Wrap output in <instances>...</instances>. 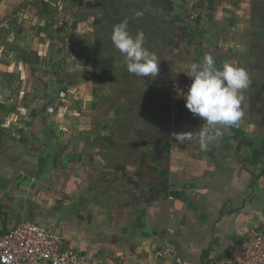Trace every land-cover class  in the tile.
Returning a JSON list of instances; mask_svg holds the SVG:
<instances>
[{"label":"crops","instance_id":"1","mask_svg":"<svg viewBox=\"0 0 264 264\" xmlns=\"http://www.w3.org/2000/svg\"><path fill=\"white\" fill-rule=\"evenodd\" d=\"M170 1L174 42L151 51L159 71L143 78L128 72L125 59L110 60L92 48L89 65L72 60L81 42L78 28L92 29L101 17L84 9L93 0H0V21L9 20L0 34L5 230L24 221L49 227L62 235L65 248L87 254L86 264H176L156 257L163 246L184 261L206 264L264 229V132L258 124L241 117L206 147L205 121L188 109L174 133L166 124L171 84L184 79L192 63L211 56L217 67L251 65L250 0ZM34 55L51 73L46 84L23 60ZM69 69L76 82L82 75L105 81L104 129L86 109L94 96L75 90L84 109L69 128L68 94L57 99L69 87ZM248 106L244 101L241 109ZM12 107L22 112L11 113Z\"/></svg>","mask_w":264,"mask_h":264},{"label":"clouds","instance_id":"2","mask_svg":"<svg viewBox=\"0 0 264 264\" xmlns=\"http://www.w3.org/2000/svg\"><path fill=\"white\" fill-rule=\"evenodd\" d=\"M111 39L124 56L129 73L143 78L158 74L160 60L144 46L143 32H137L135 36L130 33L127 20L114 26ZM188 76L192 82L187 92L177 86L176 96L185 100V107L194 116L205 121L209 134L206 140L202 137V147H206L208 141L221 135L220 128L230 127L240 120L243 115L241 105L245 100L243 92L251 80L246 69L230 63L217 67L211 56L192 63Z\"/></svg>","mask_w":264,"mask_h":264},{"label":"trees","instance_id":"3","mask_svg":"<svg viewBox=\"0 0 264 264\" xmlns=\"http://www.w3.org/2000/svg\"><path fill=\"white\" fill-rule=\"evenodd\" d=\"M96 9L100 14V18L95 20V25L90 28H78L79 42L82 47L77 45V52L73 48L72 60L77 56L79 57L80 65L90 64V49L94 53L102 51L103 54H109L110 60L125 59L119 50L114 46L111 36L115 25L127 20L128 30L135 36L137 32H143L145 36V47L152 51L158 47H166L174 42L173 31V3L170 0H93V2L85 5L84 9ZM249 21L252 26L264 27V0H250ZM84 27V26H83ZM81 30L84 33L81 34ZM7 31V30H5ZM4 32V31H3ZM2 32V33H3ZM91 40H98L97 45H90ZM28 56V53H25ZM77 54V55H76ZM31 55V54H29ZM27 56L23 60L31 67L29 73L31 76L36 77L41 83L46 84L51 78V73L43 71L39 68V57ZM35 66V67H33ZM105 69L103 68V72ZM69 80L66 88L65 95L70 94L74 96L75 92L85 91L88 95L94 96V89L91 90L90 86L94 87L93 82L82 75V83L76 82L78 76L69 69ZM93 80V81H97ZM118 83L120 77L117 78ZM99 82V81H98ZM69 88L72 91H69ZM75 90V92L73 91ZM252 105V106H251ZM250 105L251 109H255L254 103ZM94 108L97 107L96 103L93 104ZM12 112L21 113L19 109L12 107L9 108ZM118 114V112H117ZM264 123V118L260 119Z\"/></svg>","mask_w":264,"mask_h":264},{"label":"built area","instance_id":"4","mask_svg":"<svg viewBox=\"0 0 264 264\" xmlns=\"http://www.w3.org/2000/svg\"><path fill=\"white\" fill-rule=\"evenodd\" d=\"M8 29V20L0 21V34ZM191 82L187 75L171 84L167 114L171 133L177 130L181 112L186 108L185 100L177 98L176 88L178 86L187 92ZM64 95L61 93L57 99H63ZM156 257L171 259L176 264H192L176 257L173 248L169 246L159 249ZM89 260L87 254L65 248L62 235L49 227L24 221L5 230L0 214V264H86ZM206 264H264V229L251 231L237 249Z\"/></svg>","mask_w":264,"mask_h":264},{"label":"rangeland","instance_id":"5","mask_svg":"<svg viewBox=\"0 0 264 264\" xmlns=\"http://www.w3.org/2000/svg\"><path fill=\"white\" fill-rule=\"evenodd\" d=\"M9 23V20H8ZM254 32V39H253V50L251 53V65L245 66L244 69L247 70L251 83L249 87L245 90L244 96L245 100L249 103L248 108L242 109L243 115L241 117L248 118L251 122H254L259 128L260 131L264 132V123L260 122V119L264 118V27L261 26H255L253 28ZM247 64V63H246ZM99 81V82H98ZM94 84V98L95 101L91 102V104L96 103L97 107L94 108L92 106V109H90L89 105L86 108L89 111V114L92 115V117L97 120L96 126H98L101 129L105 128V123L107 121L108 111H106V92H105V81L102 79L97 80ZM67 101L68 103H71L70 105H66V112L64 111V116L67 119H70L71 126H69L70 129H73L72 121L75 119L74 117H77V115H74L75 112H80L83 110L82 102H78V100H75L74 96L68 94ZM66 96L64 95L65 99ZM75 100V101H74ZM66 101V102H67ZM67 103V104H68ZM254 103L255 109H251L250 105ZM252 106V105H251ZM85 113V112H84ZM119 114V113H118ZM117 114V116H118ZM162 118V127L166 128L165 126V119L166 114L161 116ZM180 120V119H179ZM167 127H168V115H167ZM179 124V121H178ZM116 129V127L114 128ZM169 130V127H168ZM169 133L170 130H169Z\"/></svg>","mask_w":264,"mask_h":264}]
</instances>
